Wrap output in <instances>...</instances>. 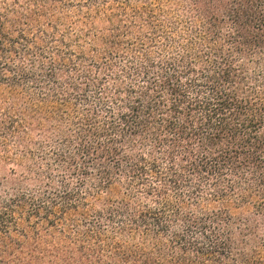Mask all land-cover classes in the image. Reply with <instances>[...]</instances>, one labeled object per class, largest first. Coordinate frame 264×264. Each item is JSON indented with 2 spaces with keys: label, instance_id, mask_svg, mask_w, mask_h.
I'll return each instance as SVG.
<instances>
[{
  "label": "trees",
  "instance_id": "1",
  "mask_svg": "<svg viewBox=\"0 0 264 264\" xmlns=\"http://www.w3.org/2000/svg\"><path fill=\"white\" fill-rule=\"evenodd\" d=\"M0 264H264V0H0Z\"/></svg>",
  "mask_w": 264,
  "mask_h": 264
}]
</instances>
